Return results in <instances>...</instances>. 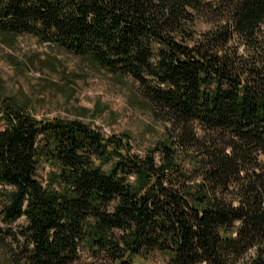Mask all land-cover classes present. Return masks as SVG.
<instances>
[{"label":"trees","instance_id":"1","mask_svg":"<svg viewBox=\"0 0 264 264\" xmlns=\"http://www.w3.org/2000/svg\"><path fill=\"white\" fill-rule=\"evenodd\" d=\"M23 34L130 81L163 131L139 152L101 102L38 118L0 74L11 264H264V0H0Z\"/></svg>","mask_w":264,"mask_h":264},{"label":"rangeland","instance_id":"2","mask_svg":"<svg viewBox=\"0 0 264 264\" xmlns=\"http://www.w3.org/2000/svg\"><path fill=\"white\" fill-rule=\"evenodd\" d=\"M0 74L10 92L30 97L38 118H76L82 115L81 107L93 109L101 102L109 108L94 119L93 125L107 135L130 132L139 152L163 131L142 103L144 96L130 81H119L107 70L93 68L80 56L40 42L33 35L14 39L0 35ZM83 118L92 121L91 114ZM11 249V240L0 231V264H11Z\"/></svg>","mask_w":264,"mask_h":264}]
</instances>
